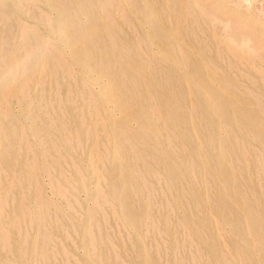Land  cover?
I'll list each match as a JSON object with an SVG mask.
<instances>
[{
	"label": "bare ground",
	"instance_id": "obj_1",
	"mask_svg": "<svg viewBox=\"0 0 264 264\" xmlns=\"http://www.w3.org/2000/svg\"><path fill=\"white\" fill-rule=\"evenodd\" d=\"M238 13L0 0V264H264V24Z\"/></svg>",
	"mask_w": 264,
	"mask_h": 264
},
{
	"label": "rangeland",
	"instance_id": "obj_2",
	"mask_svg": "<svg viewBox=\"0 0 264 264\" xmlns=\"http://www.w3.org/2000/svg\"><path fill=\"white\" fill-rule=\"evenodd\" d=\"M230 1H232V0H227L229 6H231L233 9L237 10L239 13H238V15H236V17H238V18H236L234 16H231V15L230 16L233 17L232 19H231V17L230 18L228 17L229 21L230 22L232 21V23L230 24V22H228L229 26L227 27L228 28L227 30H230V31H226L227 33L229 32V33L232 34V36L235 35V37L237 36L236 34L238 32H240V31H241V34H244V33H242L243 30L239 29V24L236 25V23H234V21L235 20L238 21L240 17L243 18L247 14H248V16L257 19L258 21H261L262 24H264V0H239L240 2L237 0L238 1V4H235L236 3L235 0H234L235 2L232 1V3L234 2L233 4H231ZM236 6H237V8H236ZM241 7H242V9H241ZM244 10L247 11V12H244ZM235 29H237V30H235ZM256 41L259 42L258 40H255L254 43H256ZM262 45H264V42L262 43Z\"/></svg>",
	"mask_w": 264,
	"mask_h": 264
}]
</instances>
